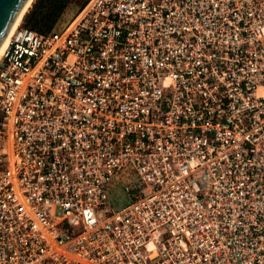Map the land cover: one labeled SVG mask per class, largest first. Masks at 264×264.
<instances>
[{
  "label": "built area",
  "instance_id": "2783aa9c",
  "mask_svg": "<svg viewBox=\"0 0 264 264\" xmlns=\"http://www.w3.org/2000/svg\"><path fill=\"white\" fill-rule=\"evenodd\" d=\"M0 264H264V0H87L47 33L17 24Z\"/></svg>",
  "mask_w": 264,
  "mask_h": 264
},
{
  "label": "trees",
  "instance_id": "16d2710c",
  "mask_svg": "<svg viewBox=\"0 0 264 264\" xmlns=\"http://www.w3.org/2000/svg\"><path fill=\"white\" fill-rule=\"evenodd\" d=\"M87 0H32L21 17V26L47 33L58 26L69 8L80 9Z\"/></svg>",
  "mask_w": 264,
  "mask_h": 264
},
{
  "label": "water",
  "instance_id": "95a60500",
  "mask_svg": "<svg viewBox=\"0 0 264 264\" xmlns=\"http://www.w3.org/2000/svg\"><path fill=\"white\" fill-rule=\"evenodd\" d=\"M28 0H0V43Z\"/></svg>",
  "mask_w": 264,
  "mask_h": 264
},
{
  "label": "rangeland",
  "instance_id": "374dc122",
  "mask_svg": "<svg viewBox=\"0 0 264 264\" xmlns=\"http://www.w3.org/2000/svg\"><path fill=\"white\" fill-rule=\"evenodd\" d=\"M76 11H77L76 7L72 6L71 8H69L67 10V12L64 14L63 18L61 19V21L59 22L58 25H62L65 22H67L76 13ZM18 24H21V18H20ZM105 192H106V196H107V198H108V200L112 206L120 204L127 199V195H125V193L122 192L119 181H114V179H112L111 182H109L106 185ZM164 237H166L165 232L162 234L161 239H163Z\"/></svg>",
  "mask_w": 264,
  "mask_h": 264
},
{
  "label": "bare ground",
  "instance_id": "6f19581e",
  "mask_svg": "<svg viewBox=\"0 0 264 264\" xmlns=\"http://www.w3.org/2000/svg\"><path fill=\"white\" fill-rule=\"evenodd\" d=\"M30 2H31V0H28L26 2V4L24 5L22 11L19 13V15L17 16V18L14 20V22L9 27L7 33L5 34L4 38L2 39V41L0 43V53H1L2 49L4 48L6 42H7V37L9 35V33L17 26L20 18L22 17L23 13L25 12V10L27 9V7L29 6Z\"/></svg>",
  "mask_w": 264,
  "mask_h": 264
}]
</instances>
